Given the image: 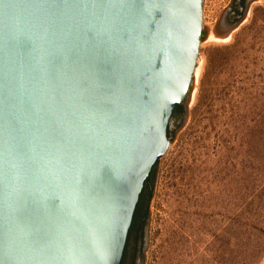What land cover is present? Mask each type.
<instances>
[{
	"label": "water",
	"instance_id": "95a60500",
	"mask_svg": "<svg viewBox=\"0 0 264 264\" xmlns=\"http://www.w3.org/2000/svg\"><path fill=\"white\" fill-rule=\"evenodd\" d=\"M203 1L0 0V264H120L186 109Z\"/></svg>",
	"mask_w": 264,
	"mask_h": 264
},
{
	"label": "rangeland",
	"instance_id": "374dc122",
	"mask_svg": "<svg viewBox=\"0 0 264 264\" xmlns=\"http://www.w3.org/2000/svg\"><path fill=\"white\" fill-rule=\"evenodd\" d=\"M233 3L203 1L186 109L155 171L143 264H264V0L221 26Z\"/></svg>",
	"mask_w": 264,
	"mask_h": 264
},
{
	"label": "flooded vegetation",
	"instance_id": "af4514ba",
	"mask_svg": "<svg viewBox=\"0 0 264 264\" xmlns=\"http://www.w3.org/2000/svg\"><path fill=\"white\" fill-rule=\"evenodd\" d=\"M243 3L244 0L241 2V4ZM147 184L150 188L151 184L149 179L147 180ZM146 221V208L142 211L140 205L139 208L134 211L120 264H137L136 260L133 257L137 253V249H139V247L140 249H142L141 247L144 241Z\"/></svg>",
	"mask_w": 264,
	"mask_h": 264
},
{
	"label": "trees",
	"instance_id": "16d2710c",
	"mask_svg": "<svg viewBox=\"0 0 264 264\" xmlns=\"http://www.w3.org/2000/svg\"><path fill=\"white\" fill-rule=\"evenodd\" d=\"M177 110H183V105L182 104H177L173 111H172V114L171 116L174 114L175 111ZM155 167H156V162L153 164L150 172H149V177L148 179L150 180V182L152 183V179H153V175H154V172H155ZM148 187V184H147V181L144 182V186L139 194V198H138V201H137V204H136V207H135V211L139 208V206L141 205L143 199H144V193L146 192V189Z\"/></svg>",
	"mask_w": 264,
	"mask_h": 264
},
{
	"label": "bare ground",
	"instance_id": "6f19581e",
	"mask_svg": "<svg viewBox=\"0 0 264 264\" xmlns=\"http://www.w3.org/2000/svg\"><path fill=\"white\" fill-rule=\"evenodd\" d=\"M212 37H214L215 38V35L214 34H210Z\"/></svg>",
	"mask_w": 264,
	"mask_h": 264
}]
</instances>
